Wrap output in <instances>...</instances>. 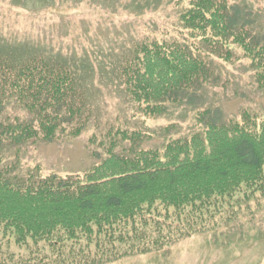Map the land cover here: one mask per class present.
I'll return each instance as SVG.
<instances>
[{"label": "trees", "instance_id": "obj_1", "mask_svg": "<svg viewBox=\"0 0 264 264\" xmlns=\"http://www.w3.org/2000/svg\"><path fill=\"white\" fill-rule=\"evenodd\" d=\"M177 1L187 2L178 19L184 38L137 42L115 69L118 87L136 105L132 115L169 116L173 108L194 105L198 92L217 81L212 58L230 62L231 45L241 50L264 91V35L254 10L238 0ZM85 86L73 60L0 42V114L13 103L30 116L0 120L2 238L20 247H49L60 258L54 264H104L139 250V240H145L141 225L161 222L158 206L166 215L169 208L200 214L204 206L214 214L208 208L216 199L241 188L263 189L264 121L248 110L221 121L202 109L196 113L199 130L154 147L142 146L150 134L109 130L107 142L99 144L104 155L83 173L40 176L36 166L22 174L21 148L51 142L67 129L73 137L85 129ZM9 151L13 162L5 166ZM194 228L193 223L185 232L191 235ZM85 248L95 256L76 260ZM38 262L50 260L44 254Z\"/></svg>", "mask_w": 264, "mask_h": 264}, {"label": "rangeland", "instance_id": "obj_2", "mask_svg": "<svg viewBox=\"0 0 264 264\" xmlns=\"http://www.w3.org/2000/svg\"><path fill=\"white\" fill-rule=\"evenodd\" d=\"M238 1L254 10L264 35V0ZM115 2L44 0L40 4L38 0H27L28 4H24V0H0L1 43L33 46L71 59L82 70L86 85L89 122L85 129L74 137L67 129L65 133L58 132L51 142L37 141L21 148L18 170L22 174L36 166L40 176L83 173L104 155L99 144L107 142L109 130L112 134L139 130L152 135L142 142L143 147L160 146L169 136L181 137L199 130L196 113L202 109H209V116L214 114L221 121L240 118L244 110L257 113L258 121H264V91L257 88L248 60L235 45L230 46V62L212 58L217 81L198 92L201 99L194 105L173 108L169 116H133L136 105L128 102L118 87L115 69L137 42L184 38L178 19L187 2ZM5 109L0 120L30 117L13 103ZM5 152L4 164L11 165L12 152ZM158 209L161 214L157 221L161 222L147 220V225L139 228V232H145V240H139V250L104 264H264V185L262 190L241 188L230 198L216 199L208 208L214 214H207L205 206L200 214L195 212L197 209L169 208L166 215L162 206ZM190 223L196 230L191 235L185 232ZM1 235L0 264H38L44 254L50 260L46 264L60 259L41 243L38 247L32 243L20 247ZM74 249L79 251V246ZM80 252L83 254L77 256L78 261L95 256L94 249Z\"/></svg>", "mask_w": 264, "mask_h": 264}]
</instances>
